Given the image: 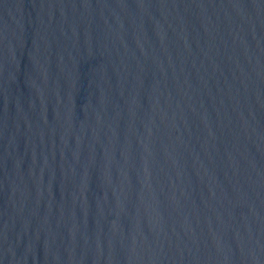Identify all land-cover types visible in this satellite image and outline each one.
<instances>
[{"label":"water","instance_id":"95a60500","mask_svg":"<svg viewBox=\"0 0 264 264\" xmlns=\"http://www.w3.org/2000/svg\"><path fill=\"white\" fill-rule=\"evenodd\" d=\"M0 264H264V0H0Z\"/></svg>","mask_w":264,"mask_h":264}]
</instances>
